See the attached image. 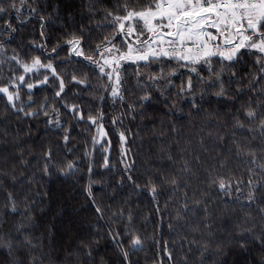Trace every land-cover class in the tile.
Returning <instances> with one entry per match:
<instances>
[{
  "label": "snow or ice",
  "instance_id": "1",
  "mask_svg": "<svg viewBox=\"0 0 264 264\" xmlns=\"http://www.w3.org/2000/svg\"><path fill=\"white\" fill-rule=\"evenodd\" d=\"M73 7L0 0L3 264H141L149 240L144 264H264V0ZM182 102L216 131L182 143L172 123L141 160L125 121L154 103L176 117Z\"/></svg>",
  "mask_w": 264,
  "mask_h": 264
},
{
  "label": "trees",
  "instance_id": "2",
  "mask_svg": "<svg viewBox=\"0 0 264 264\" xmlns=\"http://www.w3.org/2000/svg\"><path fill=\"white\" fill-rule=\"evenodd\" d=\"M85 3L88 0H84ZM108 3V0H105V4ZM81 4V0H62V7L65 5H73L74 7L71 9L72 11L79 14V6ZM64 11L67 12L68 9L64 8ZM32 24H36V21L33 20ZM32 32V25H27L24 29H22V34L27 35ZM147 71V70H145ZM131 72V69H129ZM180 83L179 80H176V84ZM182 107L184 109L183 113L178 112L176 117L172 115H164L163 112L166 109H163V105L159 103H154L152 106L149 107L148 112L149 116L147 118L141 119L138 118L136 121L129 123L125 121V124L128 128L131 129V133L129 134V139L134 140L135 142L130 145L134 152H137L140 156V159L143 160L144 157L149 154L150 152L153 155V159H155V154L159 149V140L158 135L161 131L165 133L169 132V126L172 123H175L176 128L179 130V138L181 139L182 143L187 141H192L193 144H197L201 138V136L207 137L209 132H215V126L207 127L206 125L209 123L205 117L203 116H187V112L189 110V106L186 102H182ZM207 107V106H205ZM111 111V108L108 109ZM118 110V109H117ZM154 121V123H153ZM40 128L43 129V125H40ZM134 133H139V136H134ZM155 133V134H154ZM170 135L175 138L176 133H170ZM37 133L35 130L33 131V137H36ZM160 138H167V137H160ZM111 139L113 141L112 146V160L115 162L119 158V144H118V137L115 134L111 135ZM172 142V141H170ZM78 145L79 148H83V137H78L76 141H74ZM79 155V153H78ZM100 153H97V159H99ZM97 170L99 166H97ZM86 182V181H85ZM50 187H52L50 185ZM73 196L75 200L73 201V206L75 209L80 211L81 215H85L91 222H95L96 214L91 210V208L85 203L84 197L80 195L78 189L73 190ZM102 194L97 192V199L98 201L101 199ZM223 199V197H222ZM140 203V208L147 213V201L141 197L138 201ZM107 203H111V201H107ZM81 205L84 207L81 209ZM71 213V209H69ZM103 224V221H100ZM144 233L147 236H151L153 234V224L152 223H145L144 224ZM163 238L165 240L173 239L174 237H170L167 228L165 227L163 230ZM146 247L149 249L146 253H140L139 256L141 258V264H144V257L145 255L151 256L152 249H151V240H149L148 245ZM98 252L100 256H104L106 259H112L111 253V245H106L104 242H101V245L98 248ZM5 255L0 254V264H3L5 259ZM194 260L198 259V255L193 256Z\"/></svg>",
  "mask_w": 264,
  "mask_h": 264
}]
</instances>
